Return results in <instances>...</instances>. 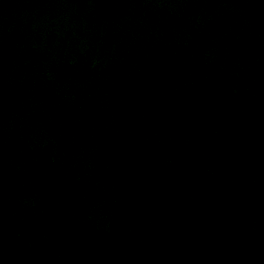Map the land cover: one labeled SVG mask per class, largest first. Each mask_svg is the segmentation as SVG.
Wrapping results in <instances>:
<instances>
[{
    "label": "water",
    "instance_id": "1",
    "mask_svg": "<svg viewBox=\"0 0 264 264\" xmlns=\"http://www.w3.org/2000/svg\"><path fill=\"white\" fill-rule=\"evenodd\" d=\"M259 0H0V264H226Z\"/></svg>",
    "mask_w": 264,
    "mask_h": 264
}]
</instances>
